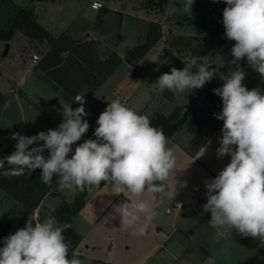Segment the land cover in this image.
<instances>
[{"label": "rangeland", "instance_id": "374dc122", "mask_svg": "<svg viewBox=\"0 0 264 264\" xmlns=\"http://www.w3.org/2000/svg\"><path fill=\"white\" fill-rule=\"evenodd\" d=\"M10 2L27 6L30 0H0V28L4 27ZM32 2L38 22L55 39L66 34L75 42L91 41L102 60L116 52L123 62L101 88L81 96L85 98L83 102L78 97L74 103H70L54 90L42 72L37 71L39 62L34 64L33 56L38 55L41 60L49 50L48 44L41 45L18 33L10 41L15 42L14 46L5 55L6 42L0 39V93L6 98L0 108V136L3 138L21 134L22 130L25 135L33 136L40 131L57 129L63 121L62 105H72L75 109L82 102L89 114L84 119L88 120L90 127L81 140L73 144V151L68 157L71 158L78 144L87 139H96L93 127H98L96 121L100 114L115 99L148 116L150 121L160 113L166 116L174 114L176 120H180L191 95L200 97L208 104L207 110L199 116L206 123L196 127L187 118L183 131L174 135L177 136L175 140L182 144L169 141L167 145L176 156V166L165 181L173 194L172 198L148 193L139 197L148 200L157 213L143 235L133 234L135 226L121 230L119 211L116 209L126 200L137 199L136 196L117 193L107 181H103L99 189L88 193V204L76 220L83 241L75 253L82 264H264V243L258 238L243 237L236 231L217 241L214 229L208 226L211 213L204 212L202 208L207 202L206 179H214L212 173L218 175L230 158L217 157L222 128L215 127L218 123L223 125V121L216 119L214 114L222 111L223 104L221 97L213 90L223 86L220 75L216 74L202 88L184 93L160 90L154 85L158 77L165 72L170 73L172 67L182 70L184 62L192 57H207L211 67L217 70L233 59L231 48L235 41L228 40L225 32L220 33L225 29L222 23L223 10L227 6L225 0H194L191 14L183 12L184 0H171L180 9L171 17L163 12L170 0H107L106 9L110 13L106 18L101 16V11L92 10L89 0H61V4L55 7L51 3L57 0ZM185 17L192 21V25L187 24L189 19ZM175 18L185 24L175 23ZM153 22L162 26L163 37L141 62L132 67L126 57L133 48L147 42ZM86 32L90 33L89 38L85 36ZM179 34L197 38L195 49L202 50L206 55L175 51L170 40ZM156 58L164 63H154ZM243 60V85L249 90L261 86L260 89L264 91L260 74L248 65L247 60ZM157 67L159 71L154 70ZM234 69H229L224 75ZM209 96L213 98L212 101L208 99ZM208 124H213L214 128ZM2 150L0 148V152ZM44 155H49L47 150ZM75 190L77 188L73 187L60 192L71 199ZM0 194L3 196L1 190ZM56 199L49 196L42 208L37 210L41 220L54 218L58 223L54 213L60 200L57 199L58 202ZM179 203L183 205L182 210L177 208ZM167 211L171 214L168 215ZM143 221L144 216L141 215L140 222ZM14 224L23 225L25 220L18 216ZM158 227L163 230L158 231ZM11 231L15 233L14 226ZM172 236L175 239L168 241ZM174 240H178L180 245H176ZM3 241L0 248L4 246Z\"/></svg>", "mask_w": 264, "mask_h": 264}, {"label": "clouds", "instance_id": "9594fccd", "mask_svg": "<svg viewBox=\"0 0 264 264\" xmlns=\"http://www.w3.org/2000/svg\"><path fill=\"white\" fill-rule=\"evenodd\" d=\"M225 3L222 23L227 39L235 41L231 48L235 69L221 74L223 86L213 91L223 104L222 111L214 114L223 121L217 157L230 156L231 160L214 179H206L207 202L202 208L211 213L208 226L214 229L217 241L236 231L264 243V91L243 85L245 72L240 66L246 58L264 82V0ZM193 4L194 0H184L183 12L191 14ZM178 11L170 0L166 14ZM154 63L164 62L156 58ZM184 64L182 70L172 67L170 73L160 75L154 85L160 90L184 93L202 88L217 74L207 57H192ZM154 70L159 71V67ZM88 115L82 102L75 109L63 104V121L57 129L33 136L13 134L15 151L0 159V168L5 163L11 167L2 175L21 176L26 170L41 169L40 181L51 185L56 177L58 191L73 187L92 191L100 187L101 181H107L117 193L137 197L116 209L121 230L135 226L133 234L143 235L157 213L148 200L139 197L160 193L172 198L171 190L165 191V181L176 166L174 150L167 146L169 140L163 130L153 127L148 116L115 99L96 121V139L78 144L68 158L73 144L90 127L84 119ZM154 181L163 183L156 185ZM70 227L54 218H29L24 228L4 238L0 264H82L75 252L68 258L70 245L63 233Z\"/></svg>", "mask_w": 264, "mask_h": 264}, {"label": "trees", "instance_id": "16d2710c", "mask_svg": "<svg viewBox=\"0 0 264 264\" xmlns=\"http://www.w3.org/2000/svg\"><path fill=\"white\" fill-rule=\"evenodd\" d=\"M3 1L9 2L10 0ZM10 4L4 27L0 28V39L8 43L18 33H21L41 45L48 44L49 50L45 52L36 69L45 75L54 90L66 101L74 103L78 97L97 91L121 66L123 59L116 52H113L109 58L102 60L99 57L97 48L91 41L75 42L66 34L55 39L38 22L32 0L27 6L14 5L12 2ZM101 12L103 17L107 15L109 10L104 8ZM163 12L166 14L165 9H163ZM167 16L171 17L172 15ZM184 19L188 20L189 18L185 17ZM174 21L180 25L185 24L176 18ZM188 21L187 24L191 23L192 25V21L190 22V19ZM224 32L225 29L220 30V33ZM162 37V26L154 22L151 23L147 42L136 46L128 53L126 57L127 63L132 67L136 66ZM195 40L196 38L177 35L170 40V45L175 51L180 53L189 51L203 55L204 52L202 50L195 49ZM62 53H66V55H62ZM231 61L229 60L224 68L218 69L217 75H224L229 69L235 68ZM243 61V59L240 61V66ZM208 99L213 100L211 96ZM5 102V96L0 93V108ZM188 118L193 121L194 126H202V124L206 123L200 117L198 120H194L191 117ZM186 120L187 118L183 117L180 120H176L174 114L166 116L160 113L152 118L150 122L153 127L162 129L170 141L177 132L183 129ZM16 142L12 137L3 138L0 136V148H3L4 156L15 151ZM10 167L5 163L4 167L0 168V189L5 193L6 198L13 202L9 212L0 219V242L11 231L14 220L18 216L22 217L23 220L28 219L39 209L45 199L51 196L60 200V205L54 213L58 223L71 224V227L67 228L63 233L65 241L70 245L68 258L71 259L73 252L81 244V238L75 231L72 221L85 208L86 197L90 191L87 189L81 191L76 187L77 195L72 203H68L65 196L57 190L56 177L53 178L51 185H46L40 181L41 169H36L32 172L26 170L21 176L2 175V172ZM102 185L103 181H101L100 187ZM100 187L93 189H99Z\"/></svg>", "mask_w": 264, "mask_h": 264}, {"label": "crops", "instance_id": "0c3cea01", "mask_svg": "<svg viewBox=\"0 0 264 264\" xmlns=\"http://www.w3.org/2000/svg\"><path fill=\"white\" fill-rule=\"evenodd\" d=\"M61 2V0H57V2H55V3H51V4H53V6L55 7V5L56 4H59ZM30 4V3H29ZM61 4V3H60ZM28 5V4H27ZM53 7V8H54ZM110 12H108L107 13V15L109 14ZM102 14V13H101ZM107 15H105V16H103V18H106V16ZM102 16V15H101ZM40 20H41V17H40ZM104 20V19H103ZM93 23V22H92ZM72 32L73 33H75L76 31H75V29H73L72 30ZM170 33H171V30H170ZM72 34V33H71ZM180 35V34H179ZM85 36H87L88 38L91 36L90 35V33H85ZM197 39V38H196ZM9 43V42H8ZM14 43L15 42H10L9 44H10V50H11V48L14 46ZM35 64V63H34ZM31 71H32V66H31V69H30ZM81 99H83V100H85V98L84 97H80ZM83 102V101H82ZM80 104H81V102H80ZM209 126H212L213 124H208ZM213 127V126H212ZM223 127V125H221V124H217L216 125V127L215 128H222ZM185 128H187V127H185ZM209 128V127H208ZM211 128V127H210ZM214 128V127H213ZM22 131H24V130H22ZM183 131V130H182ZM175 139H177V136H174V138L172 139V140H170V141H175L177 144H182L181 142H178V140H175ZM184 139H187V138H184ZM220 145V144H219ZM224 158H227L228 159V156H225ZM230 160H231V157L225 162L226 164H228V163H230ZM225 165V164H224ZM215 177L217 176V174H215L214 172L212 173ZM161 182V181H160ZM163 183V182H162ZM167 185V184H166ZM168 186V190L167 191H169L170 190V187H169V185H167ZM1 190V189H0ZM2 191V190H1ZM3 192V191H2ZM77 190H75L74 191V193H73V198H71V199H69L66 195H65V197H66V201L67 202H69V203H71L73 200H74V198L76 197V195H77ZM1 195V194H0ZM2 196V195H1ZM88 197V196H87ZM49 199V197H47L46 199H45V201L40 205V209L42 208V206L44 205V203L46 202V200H48ZM57 200V199H56ZM6 201V196H5V193L3 192V196L2 197H0V219L8 212V210L7 209H9V206H11L12 204H13V202L12 201H10V200H8V198H7V201ZM58 201V200H57ZM59 202V201H58ZM86 203H87V201H86ZM88 204V203H87ZM87 204H86V206H87ZM180 204V203H179ZM55 205H57V204H55ZM58 205H60V204H58ZM85 206V207H86ZM8 207V208H7ZM84 210V209H83ZM83 210L81 211V213L79 214V215H77L76 217H74L73 218V221H72V225H73V227H74V229H75V231L78 233V235L80 236V238H81V243H82V241H83V235H82V233H81V231H79V229H78V227L76 226V220L82 215V213H83ZM182 210V209H181ZM167 213V212H166ZM168 214V213H167ZM171 213H169L168 215H170ZM182 224V223H181ZM15 225V224H14ZM13 225V226H14ZM157 230L158 231H160V230H163V228L162 227H158L157 228ZM175 232H177V231H175ZM14 232H12V231H10L9 233H8V235L7 236H10L11 234H13ZM237 233V232H236ZM6 236V237H7ZM172 238H174V236H172V237H169L168 238V241H170V240H172ZM175 239V238H174ZM178 240L180 241L181 240V242H182V239L181 238H178ZM176 241V240H174V242L176 243V245H180L179 243V241ZM173 242V243H174Z\"/></svg>", "mask_w": 264, "mask_h": 264}, {"label": "water", "instance_id": "95a60500", "mask_svg": "<svg viewBox=\"0 0 264 264\" xmlns=\"http://www.w3.org/2000/svg\"><path fill=\"white\" fill-rule=\"evenodd\" d=\"M5 55L9 53L10 50V44L6 43L5 44ZM259 89L261 86L258 87ZM208 108V104L201 99L200 97L196 95H191L187 104V107L183 110L182 117L183 118H188L191 117L194 120H198L199 116L204 113ZM154 184L156 185H162V182L160 181H154ZM168 188L165 189L167 191ZM160 194V193H156Z\"/></svg>", "mask_w": 264, "mask_h": 264}, {"label": "built area", "instance_id": "2783aa9c", "mask_svg": "<svg viewBox=\"0 0 264 264\" xmlns=\"http://www.w3.org/2000/svg\"><path fill=\"white\" fill-rule=\"evenodd\" d=\"M89 3H90V7L92 8V10H95V11H101V10H103L104 8H106L107 0H89ZM94 4H95V7H93ZM244 59L246 60V58H244ZM33 61H34V63L37 64V63L40 61L39 56H38V55H34V56H33ZM96 127H97V126L93 127V131H95ZM21 134H22V135H25V132L22 131ZM3 156H4V152H3V150H2V152H0V159H2ZM4 157H5V156H4ZM182 206H183L182 204H179V205L177 206V208L181 209ZM167 213L169 214L170 211H167ZM29 218H38V219L41 220V217H40V215L38 214L37 211H36L33 215H31ZM29 218H28V219H29ZM28 219H25V224H23V225H18V224L14 225V227H15V232H16L18 229L24 228L25 225H26V222L28 221ZM34 223H35V221H33V225H34Z\"/></svg>", "mask_w": 264, "mask_h": 264}, {"label": "bare ground", "instance_id": "6f19581e", "mask_svg": "<svg viewBox=\"0 0 264 264\" xmlns=\"http://www.w3.org/2000/svg\"><path fill=\"white\" fill-rule=\"evenodd\" d=\"M80 100H82V101H83V99H81V98H80Z\"/></svg>", "mask_w": 264, "mask_h": 264}]
</instances>
